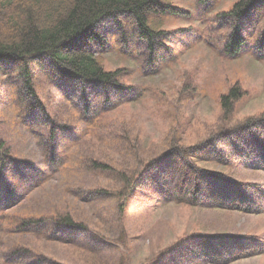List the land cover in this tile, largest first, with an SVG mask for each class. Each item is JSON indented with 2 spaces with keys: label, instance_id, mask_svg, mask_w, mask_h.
<instances>
[{
  "label": "rangeland",
  "instance_id": "374dc122",
  "mask_svg": "<svg viewBox=\"0 0 264 264\" xmlns=\"http://www.w3.org/2000/svg\"><path fill=\"white\" fill-rule=\"evenodd\" d=\"M240 1L172 0L180 17L163 18L155 43L168 53L155 65L132 17L99 22L107 34L98 50L105 70L120 72L127 96H139L106 117L103 108L92 111L104 97L101 87L85 93V115L75 81L34 74L26 82L0 71L1 187L11 182L10 165L18 175L20 161L41 170L26 197L0 213V264H264V255L252 257L264 248V170L256 169L251 143L239 135L248 126L264 140V15L254 0L250 15L236 23L226 14ZM234 28L246 39L237 57L224 48ZM234 89L239 98L231 100ZM20 95L34 102V111L19 104ZM222 134H238L218 146L230 155L242 150V159L201 166L233 179L245 195L254 192L257 203H243L250 211L241 212L164 202L159 187L169 164L150 174L146 167L173 145L199 146ZM10 197L5 191L0 206ZM63 216L78 226L61 225ZM203 239L221 255L208 257Z\"/></svg>",
  "mask_w": 264,
  "mask_h": 264
},
{
  "label": "trees",
  "instance_id": "16d2710c",
  "mask_svg": "<svg viewBox=\"0 0 264 264\" xmlns=\"http://www.w3.org/2000/svg\"><path fill=\"white\" fill-rule=\"evenodd\" d=\"M171 2L172 0H0V71L17 73L26 82L34 74H48L53 79L75 81L80 84L83 93L81 100L85 115L89 109L85 93H88V89L97 92L98 87H101L104 97L98 96L95 99V108L92 111L103 108L102 116L106 117L109 112L132 103L139 96L137 94L127 96V89L119 83L120 72L105 70L104 60L98 50H103L106 46L107 34L105 36L98 29V23L116 14L132 17L136 21L140 39L148 45L149 61L155 65L161 59L160 55L167 52L165 47L155 43L157 37L161 35L163 18L180 17L179 8L173 6ZM257 5L261 15H264V0L258 1ZM254 7H256L254 0H243L234 5L226 16L234 18L236 23L241 24L243 17L249 16ZM251 22L252 20L246 23ZM123 31L125 30L119 27L118 34L121 38ZM245 43L243 31L234 28L225 37V53L237 57L242 53ZM92 44L98 47L97 50L93 47V51ZM259 49H264L263 45ZM23 97L24 95L18 97L19 104L34 111V102L29 99L21 101ZM238 98V90L234 89L230 93V99ZM254 131V128L246 126V130L239 135L243 137V143L254 144V147L264 154V140L253 139V133L255 137L260 136ZM228 135H219L213 141H207L198 147L171 149L161 161L152 162L146 167L147 174H150L161 162L168 161L169 168L164 172V177L160 174L166 179L167 184H170L163 187L164 202H177L178 206L192 208L194 206L250 211V208L243 206V203H251L250 196L237 188L238 183L223 173L200 166V163L215 160L230 166L239 158L242 159L244 153L242 150H236L230 155L219 148L218 144L221 141L232 144L233 140L230 138L235 139L238 134ZM0 147H3L2 143ZM2 163L3 158L0 160V198L5 191L11 197L5 205L0 206V213L7 211L12 202L17 203L26 197L25 190L33 185L41 173L39 168L20 161L22 173L17 174L16 164L10 165L11 182L6 188L1 187L6 177ZM212 187L215 189L212 190ZM59 221L66 227L78 226L68 216L60 217ZM15 225H20L17 228L19 233L24 228L20 222ZM200 243V246L204 245L203 252L211 259L221 255L213 250L214 246L209 240L203 239ZM238 255V251L231 250L230 256L236 258ZM11 259V256H8L6 263H10Z\"/></svg>",
  "mask_w": 264,
  "mask_h": 264
}]
</instances>
